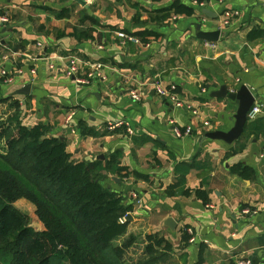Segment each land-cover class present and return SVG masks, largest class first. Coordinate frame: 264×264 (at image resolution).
Segmentation results:
<instances>
[{
  "label": "crops",
  "instance_id": "crops-1",
  "mask_svg": "<svg viewBox=\"0 0 264 264\" xmlns=\"http://www.w3.org/2000/svg\"><path fill=\"white\" fill-rule=\"evenodd\" d=\"M172 1L0 0V13L8 18L0 25V68L11 75L9 82L0 79V97L20 101L24 124L42 123L51 136L63 137L72 159H105L117 150L121 165L148 176L145 181L108 175L102 181L133 207L126 233L117 239L143 236L146 245L147 235L156 233L170 243L164 254L177 264H233L236 259L264 264V135L240 137L243 150L229 156L225 153L237 141L203 138L206 132L227 131L233 125L237 104L210 96L221 85L234 90L245 84L261 106L257 118L264 119V37L247 40L252 28H264V0H207L203 6L180 0L195 13L150 20L155 10ZM202 8L217 17L204 16ZM225 11L238 13L223 24ZM196 24L222 33L215 42L198 39ZM119 30H149L158 36L122 44ZM71 57L78 66L76 76L84 77L95 62L103 64L101 76L77 83L67 74ZM153 82L174 83L179 98L197 113L158 97ZM27 84L29 94H18ZM130 88L140 92L139 101L131 99ZM68 111L74 112L69 122ZM170 119L180 128L190 126L191 133L174 136ZM79 121L101 132L108 122L121 121L133 134L123 125L111 134L81 136ZM192 161L198 167L189 170L183 188L195 189L204 180L208 205L194 195L164 193L176 181L175 165ZM239 162L253 168V179L230 173L229 167ZM243 208L256 213L244 214ZM167 218L175 221L173 229L165 225ZM187 228L195 233L193 243Z\"/></svg>",
  "mask_w": 264,
  "mask_h": 264
},
{
  "label": "trees",
  "instance_id": "trees-1",
  "mask_svg": "<svg viewBox=\"0 0 264 264\" xmlns=\"http://www.w3.org/2000/svg\"><path fill=\"white\" fill-rule=\"evenodd\" d=\"M154 12L156 16L150 20L160 22L171 15L191 16L195 9L174 0ZM132 34L142 42L149 36H158L149 30ZM261 37H264V28L254 27L247 33L248 41ZM20 109L19 100L12 96L0 97V264H124L125 252L134 237L129 236L119 245L113 241L126 233L128 221L121 222L120 218L133 207L124 204L123 195L104 186L102 181L108 175H132L145 181L148 176L121 165L117 150L104 160L72 159L64 140L51 136L48 125L24 124ZM78 128L81 136L94 137L116 130L97 131L82 121ZM251 133L264 135L263 118L247 121L241 138ZM240 139L239 145L225 156L243 150ZM193 167H198L194 161L175 165L176 181L164 193L194 195L208 205L204 180L195 189L183 188L185 176ZM229 171L244 179L254 177L253 168L240 162L231 165ZM19 199L33 205L42 229L33 228L28 216L16 208L14 202ZM170 249V243L163 237L156 233L147 235L144 248L147 258Z\"/></svg>",
  "mask_w": 264,
  "mask_h": 264
},
{
  "label": "built area",
  "instance_id": "built-area-1",
  "mask_svg": "<svg viewBox=\"0 0 264 264\" xmlns=\"http://www.w3.org/2000/svg\"><path fill=\"white\" fill-rule=\"evenodd\" d=\"M194 4H197L199 6H203V3H198L196 0H192ZM238 12L237 11H225L222 16H223V24H227L229 19L233 16L236 15ZM8 18L4 14H0V25L7 23ZM116 36H118L119 40L121 41L122 44L126 43H134V44H140L141 39L133 34L126 33L124 31H118L116 32ZM54 64H49V68H54ZM103 69V64L101 62H95L89 66V70L86 73L84 77L76 76V73L78 71V66L74 60L73 57L70 58L69 64L67 66V74L69 76H73L74 80L79 83V84H88L90 83L91 80H94L95 78L100 77V71ZM34 70H31V73H34ZM0 77L4 80V82H9L10 79L7 76V70L5 69H0ZM153 90L154 92L161 98L170 101L175 107L177 108H184L192 112L193 114H196L197 111L194 110L190 104H187L185 101H182L179 98L178 92H177V86L174 83H169L167 85H164L161 82H153ZM202 92H205V89L202 87ZM130 96L133 100H139V94L134 90V88L129 89ZM262 112L261 106L254 103L251 108L249 109L247 113V121H252L257 118V116ZM72 118V113L68 114L66 117V121L69 122L70 119ZM169 124L171 125V130L176 137H182L184 135H188L191 133V127L186 126L185 128H180L177 123L173 120H169ZM125 125L121 121L117 122H108L105 126L106 130H114L120 126ZM126 127V133L127 134H132L133 129L129 125H125ZM242 213L244 214H255L256 209L254 208H243ZM120 221H125V217L120 218ZM186 233L190 235L189 242L193 243L195 242V233L191 228H187ZM204 241V240H203ZM233 264H245L243 260H238L236 259Z\"/></svg>",
  "mask_w": 264,
  "mask_h": 264
},
{
  "label": "water",
  "instance_id": "water-1",
  "mask_svg": "<svg viewBox=\"0 0 264 264\" xmlns=\"http://www.w3.org/2000/svg\"><path fill=\"white\" fill-rule=\"evenodd\" d=\"M80 4H85L84 0H76ZM207 1H204L203 4L205 5ZM201 14L207 17H217V14L213 13L208 8H202ZM201 25L196 24V37L201 40H206L209 42H215L219 39L220 34L222 33L220 29L212 30V31H204L201 30ZM31 84H27L23 86L20 90L17 91L18 94L27 95L30 92ZM210 96L213 98H227L229 100L234 101L237 104V108L235 114L233 116L234 122L231 128L227 131L223 130H214L210 132H206L203 138H210L221 140L226 144H232L233 142L237 141L245 128L247 123V113L251 106L255 102V97L252 94L251 90L245 85L241 84L234 90H229L226 85L219 86L218 89L210 92ZM60 140H63V137H59ZM97 159H104L103 155L97 156ZM113 180H117V178L113 177ZM131 217L129 214L125 216V221H130ZM165 225L171 229L175 227V221L172 218H167L165 221Z\"/></svg>",
  "mask_w": 264,
  "mask_h": 264
},
{
  "label": "rangeland",
  "instance_id": "rangeland-1",
  "mask_svg": "<svg viewBox=\"0 0 264 264\" xmlns=\"http://www.w3.org/2000/svg\"><path fill=\"white\" fill-rule=\"evenodd\" d=\"M137 37H139V36H137ZM117 38H118V36H117ZM141 43H142V40H141ZM0 69H4V68H0ZM5 70H7V69H5ZM31 70H34V69H31ZM31 70H30V73H31ZM34 73H31V74H34ZM7 76L10 79V76L11 75H10V73H9L8 70H7ZM0 79L3 80L1 77H0ZM134 90L139 94V100H140L141 99L140 92L137 91V89H134ZM128 93L130 95L129 90H128ZM161 99H163V98H161ZM139 100H135V101H139ZM163 100H165V99H163ZM185 102H187V101H185ZM70 113H72V118L70 119V121H72L73 116H74V112L73 111H68L66 115L68 116V114H70ZM104 129H106V128H104ZM125 130H126V127H125ZM128 135H131V134H128ZM14 205L16 206V208L19 209L20 212H22V213H24V214H26L28 216V220L30 222V225L33 228L37 229L40 226L41 223L37 219V217H36V215L34 213V207H33V205L30 202H28L25 199H20V200L15 201L14 202ZM135 238L136 237H134V240H135L134 243L125 252L124 264H139V263H141V264H177L176 261L173 259V256L172 255H165V254H163L161 252L156 253L155 255H153L152 259L147 258L148 256H146L144 254V248H145L144 247L145 246L144 245V241L145 240L143 239V236L137 237L136 239ZM126 239L127 238H125L123 240L125 241ZM121 242H123L122 239H116V240L113 241V244L114 245H117V244H119Z\"/></svg>",
  "mask_w": 264,
  "mask_h": 264
}]
</instances>
